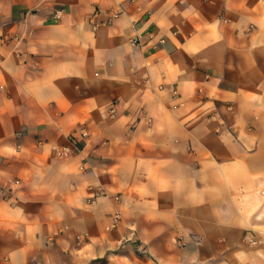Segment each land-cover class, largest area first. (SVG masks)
<instances>
[{"label": "crops", "instance_id": "1", "mask_svg": "<svg viewBox=\"0 0 264 264\" xmlns=\"http://www.w3.org/2000/svg\"><path fill=\"white\" fill-rule=\"evenodd\" d=\"M0 190L5 264H264V0H0Z\"/></svg>", "mask_w": 264, "mask_h": 264}, {"label": "rangeland", "instance_id": "2", "mask_svg": "<svg viewBox=\"0 0 264 264\" xmlns=\"http://www.w3.org/2000/svg\"><path fill=\"white\" fill-rule=\"evenodd\" d=\"M118 215V216H117ZM112 216V222L116 223L118 222L119 220V213L118 212H113L111 214ZM59 233H61V230L55 232L53 235H52V238L51 240L55 239V237H57L59 235ZM257 232H253L251 231L250 233H246V236H247V240L249 242V244H253V245H256L259 243V240L261 239V233L260 234H257L255 235ZM249 238H252V240H249ZM86 240H87V237H86V234L85 233H81V232H78L76 234H74L73 236V248L74 250H79L81 249L85 243H86ZM73 251V253H69L68 252V258H70V256L72 257V260H73V264H78V262L76 261V256L77 254L79 255L78 252H75ZM68 258H65V257H62V256H55V254L53 253H49V255L47 256V262L44 263V259L43 258H37V257H32V258H29V259H24L21 257L20 254H16L14 255L13 259H12V264H21L22 262H26L27 264H49V262L51 261H55V264H69V260ZM5 260H1L0 259V264H5L4 262ZM71 261V259H70ZM93 261L95 262H89L88 264H100V262H96V261H99L97 259H94ZM52 263V262H51Z\"/></svg>", "mask_w": 264, "mask_h": 264}, {"label": "built area", "instance_id": "3", "mask_svg": "<svg viewBox=\"0 0 264 264\" xmlns=\"http://www.w3.org/2000/svg\"><path fill=\"white\" fill-rule=\"evenodd\" d=\"M173 32H175V30H174ZM148 34H149L150 37H152V36H153V32H152V30L148 29ZM132 41H133L134 43H138L139 38H134ZM159 41H160V42H163L164 39H163V38H160ZM108 115H109L110 117H114V116H116V109H115V107H114L113 105H111V106L108 108ZM81 134H82V135H86V132H85L84 130H81ZM62 151H63V152L68 151V147H67V146L64 147V148L62 149ZM0 192H1V190H0ZM117 216H118V215H117ZM249 240H252V238H249Z\"/></svg>", "mask_w": 264, "mask_h": 264}]
</instances>
